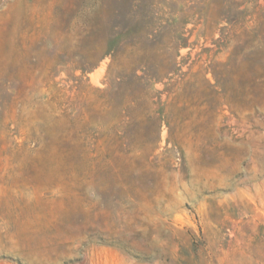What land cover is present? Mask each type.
Returning <instances> with one entry per match:
<instances>
[{
    "label": "rangeland",
    "instance_id": "1",
    "mask_svg": "<svg viewBox=\"0 0 264 264\" xmlns=\"http://www.w3.org/2000/svg\"><path fill=\"white\" fill-rule=\"evenodd\" d=\"M0 264H264V0H0Z\"/></svg>",
    "mask_w": 264,
    "mask_h": 264
}]
</instances>
